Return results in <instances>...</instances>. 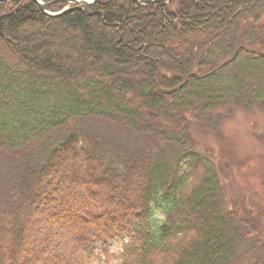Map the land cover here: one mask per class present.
<instances>
[{
  "label": "trees",
  "instance_id": "1",
  "mask_svg": "<svg viewBox=\"0 0 264 264\" xmlns=\"http://www.w3.org/2000/svg\"><path fill=\"white\" fill-rule=\"evenodd\" d=\"M237 111L264 116V0L0 2V264H264L193 136Z\"/></svg>",
  "mask_w": 264,
  "mask_h": 264
},
{
  "label": "rangeland",
  "instance_id": "2",
  "mask_svg": "<svg viewBox=\"0 0 264 264\" xmlns=\"http://www.w3.org/2000/svg\"><path fill=\"white\" fill-rule=\"evenodd\" d=\"M222 127L219 138L193 131L196 150L224 165L222 180L230 209L250 219L264 242V116L257 111H237ZM157 207L153 208L150 222L152 232L162 221ZM121 242L122 239L112 242L109 253L118 251ZM92 264L105 263L100 257ZM108 264L116 263L111 260Z\"/></svg>",
  "mask_w": 264,
  "mask_h": 264
},
{
  "label": "water",
  "instance_id": "3",
  "mask_svg": "<svg viewBox=\"0 0 264 264\" xmlns=\"http://www.w3.org/2000/svg\"><path fill=\"white\" fill-rule=\"evenodd\" d=\"M5 1H9V0H0V2H5ZM17 1V0H16ZM33 3H35L40 11L46 15L49 16H61L65 13H67L68 11L71 10L72 7L74 6H84V7H89L90 5H92L94 2L98 1V0H91V1H87V0H57L53 3H49V4H42L40 3L38 0H30ZM136 3H138L140 6H148V5H152V4H158V3H162L166 0H134ZM57 3H64L66 4L65 8L62 9V11H60L57 14H49L47 12V10L51 7L52 4H57Z\"/></svg>",
  "mask_w": 264,
  "mask_h": 264
},
{
  "label": "bare ground",
  "instance_id": "4",
  "mask_svg": "<svg viewBox=\"0 0 264 264\" xmlns=\"http://www.w3.org/2000/svg\"><path fill=\"white\" fill-rule=\"evenodd\" d=\"M57 1V0H56ZM55 2V1H54ZM53 3V2H52ZM59 4V3H58Z\"/></svg>",
  "mask_w": 264,
  "mask_h": 264
}]
</instances>
